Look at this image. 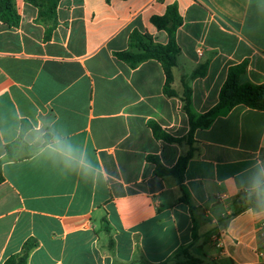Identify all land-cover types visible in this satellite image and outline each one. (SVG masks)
<instances>
[{
    "label": "crops",
    "instance_id": "crops-1",
    "mask_svg": "<svg viewBox=\"0 0 264 264\" xmlns=\"http://www.w3.org/2000/svg\"><path fill=\"white\" fill-rule=\"evenodd\" d=\"M13 4L19 26L0 20V264L29 242L27 264H264V210L242 202L264 195L254 167L264 164V110H221L191 145L180 99L190 88L192 112L204 115L242 63L241 84H264V0H63L54 17ZM173 5L180 97L164 94L159 61L133 68L116 56L134 32L166 45L152 18ZM151 122L183 141L158 139ZM54 134L101 175L53 162ZM191 149L182 182L157 176L150 158L171 169Z\"/></svg>",
    "mask_w": 264,
    "mask_h": 264
},
{
    "label": "trees",
    "instance_id": "trees-1",
    "mask_svg": "<svg viewBox=\"0 0 264 264\" xmlns=\"http://www.w3.org/2000/svg\"><path fill=\"white\" fill-rule=\"evenodd\" d=\"M41 8L42 15L47 14L54 17L57 6L63 0H27ZM0 20L13 27H18L20 23V16L15 10L13 0H0ZM153 24L158 30L166 31L168 34V43L166 45L155 44L148 36H142L138 32L131 35V50L117 53L118 59L125 61L131 67L136 68L143 62L148 60H157L163 65V69L167 76V82L164 87V94L169 97H180L174 90L171 89L170 84L173 81L172 70L176 66L177 56L180 53L177 44V31L182 25V18L178 13L176 5L168 8L167 14L164 17H153ZM247 67L246 63L233 66L229 69L228 77L224 83L217 105L209 110L204 115L197 117L191 109V89L186 87V91L180 99L184 103V111L189 116L191 130L189 138L192 136L196 129L201 127H208L212 123V118L221 110L227 108H234L239 105H244L248 108L255 110H264V84L252 85L241 84L240 77L245 72ZM200 72L197 71L195 76ZM150 127L155 136L169 143H181L183 139H177L164 132L157 124L152 123ZM192 149L185 157H181L178 163L171 169L166 168L158 158H150L156 165L157 176L172 175L180 182L184 179V173L187 168L188 162L192 157ZM2 163H0V183L4 181L2 176ZM184 202L190 205V202L185 197ZM248 208L254 210H264V195L261 193L248 194L242 201ZM35 242H29L24 247V253L19 256L9 258L5 264H27L29 252L36 246ZM183 264H205L203 260L188 258Z\"/></svg>",
    "mask_w": 264,
    "mask_h": 264
},
{
    "label": "clouds",
    "instance_id": "clouds-1",
    "mask_svg": "<svg viewBox=\"0 0 264 264\" xmlns=\"http://www.w3.org/2000/svg\"><path fill=\"white\" fill-rule=\"evenodd\" d=\"M50 158L55 163L62 164L66 169L77 172L84 177H97L102 170L88 158L87 152L82 151L59 134H54L52 140L47 144ZM257 168V176L264 173V164L254 166ZM107 175L106 171L103 173ZM259 186V181L253 179V188ZM255 211V210H254ZM256 220H264L262 217H255Z\"/></svg>",
    "mask_w": 264,
    "mask_h": 264
},
{
    "label": "rangeland",
    "instance_id": "rangeland-1",
    "mask_svg": "<svg viewBox=\"0 0 264 264\" xmlns=\"http://www.w3.org/2000/svg\"><path fill=\"white\" fill-rule=\"evenodd\" d=\"M191 139V138H190ZM190 144L192 145V139L190 140Z\"/></svg>",
    "mask_w": 264,
    "mask_h": 264
},
{
    "label": "built area",
    "instance_id": "built-area-1",
    "mask_svg": "<svg viewBox=\"0 0 264 264\" xmlns=\"http://www.w3.org/2000/svg\"><path fill=\"white\" fill-rule=\"evenodd\" d=\"M218 245H219V243H218Z\"/></svg>",
    "mask_w": 264,
    "mask_h": 264
},
{
    "label": "water",
    "instance_id": "water-1",
    "mask_svg": "<svg viewBox=\"0 0 264 264\" xmlns=\"http://www.w3.org/2000/svg\"><path fill=\"white\" fill-rule=\"evenodd\" d=\"M107 225V224H106Z\"/></svg>",
    "mask_w": 264,
    "mask_h": 264
}]
</instances>
